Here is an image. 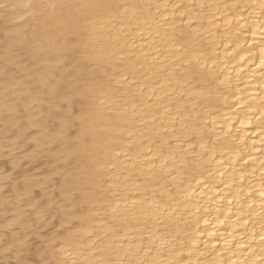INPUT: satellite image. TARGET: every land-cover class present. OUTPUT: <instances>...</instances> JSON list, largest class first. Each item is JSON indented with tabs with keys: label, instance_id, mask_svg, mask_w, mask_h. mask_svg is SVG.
<instances>
[{
	"label": "bare ground",
	"instance_id": "1",
	"mask_svg": "<svg viewBox=\"0 0 264 264\" xmlns=\"http://www.w3.org/2000/svg\"><path fill=\"white\" fill-rule=\"evenodd\" d=\"M0 264H264V0H0Z\"/></svg>",
	"mask_w": 264,
	"mask_h": 264
},
{
	"label": "rangeland",
	"instance_id": "2",
	"mask_svg": "<svg viewBox=\"0 0 264 264\" xmlns=\"http://www.w3.org/2000/svg\"><path fill=\"white\" fill-rule=\"evenodd\" d=\"M23 164H24V166H26L27 164H29V162L24 161Z\"/></svg>",
	"mask_w": 264,
	"mask_h": 264
}]
</instances>
